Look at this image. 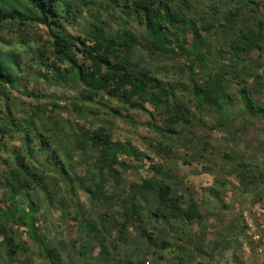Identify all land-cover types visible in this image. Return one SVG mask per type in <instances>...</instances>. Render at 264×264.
Here are the masks:
<instances>
[{
	"label": "trees",
	"instance_id": "16d2710c",
	"mask_svg": "<svg viewBox=\"0 0 264 264\" xmlns=\"http://www.w3.org/2000/svg\"><path fill=\"white\" fill-rule=\"evenodd\" d=\"M227 1L235 6L218 14L210 6L196 7L191 0H0V31L7 25L13 28L19 48L28 44L24 58L16 49L0 47V201L6 204L0 216L23 229L46 264H61L62 259L59 247L50 244L36 225L39 192L46 201L68 202L81 189L89 198L102 196L105 203L122 206L121 215L127 221H142L136 193L150 192L158 202L152 210L154 216L185 222L202 219L194 203L184 207L182 197L171 194L169 176L155 165L144 167L141 152L127 141L113 140L107 126L91 127L94 120H88L83 112L122 117L138 126L128 111L149 114L145 109L148 104L159 114L160 124L148 121L142 125L162 139H182L194 124L204 127L196 115L204 109L219 116L220 124L211 129L226 125L230 118L226 108L231 103L225 87L227 70L217 60L209 64L213 59L209 37L221 39L215 46L217 53L229 56L234 65L253 51L264 52V12L252 16L251 21L244 12L254 1ZM32 25L44 32L37 30V37L31 35ZM143 52L150 60L184 58L189 85L154 76ZM198 66H208L212 72L198 81L194 78ZM33 79L46 87L40 90L31 84ZM47 88L66 92V96L45 94ZM180 89L189 91L190 96L180 95ZM238 95L243 109L261 117L264 127V109L252 100L247 85H241ZM104 98L116 105H104L107 111H101L98 101ZM59 111H70L85 123L69 129L57 116ZM14 136L21 138V146L7 145ZM56 140L73 151L65 161L52 145ZM47 147L51 150L45 163L38 156ZM75 150L84 158H93L94 172H87L91 176L70 174ZM140 169L147 174L140 184L119 193L113 190L111 182L119 185L121 172ZM50 173L49 184L45 176ZM84 223L89 236L106 251L97 227H103L102 221ZM140 232L149 245L167 246L165 241L157 244L146 229ZM0 236L8 247L7 258L26 250L10 235L1 232ZM176 236L188 243L183 231Z\"/></svg>",
	"mask_w": 264,
	"mask_h": 264
},
{
	"label": "rangeland",
	"instance_id": "374dc122",
	"mask_svg": "<svg viewBox=\"0 0 264 264\" xmlns=\"http://www.w3.org/2000/svg\"><path fill=\"white\" fill-rule=\"evenodd\" d=\"M191 1L198 8L207 9L206 6H210L218 14L235 6L227 0ZM250 1L254 2L248 4L244 14L252 21V16L264 12V0ZM12 29L7 25L2 28L0 47L9 51L16 49L22 54L28 50V44L19 48ZM37 30L44 32L43 28L32 25L28 33L37 37ZM70 30L75 32V27ZM209 40L212 52L210 58H213L209 64L217 60L227 70L225 87L231 103L226 108L230 115L226 125L211 129V126L220 124L219 116L204 109L196 113L197 117L202 118L204 127L194 124L182 139H162L142 125L148 121L160 124L159 114L148 104H145V109L149 114L137 109L128 111L138 126H132L122 117L111 118L102 114L91 116L83 112L88 120H94L91 127L107 126L112 131L113 140L127 141L141 152L144 167L155 165L161 174L169 176L167 183L171 194L181 196L184 207L190 202L194 203L202 219L185 222L172 217L162 219L154 216L152 210L158 202L150 192L136 193V200L142 208V221H127L121 215L122 206L113 202L105 203L102 196L89 198L81 189L68 202L46 201L39 192L35 198L36 201L38 198L36 225L50 244L59 247L61 264H125L128 260L132 264H264L263 120L243 109L238 95L241 85H247L252 100L264 109V52L253 51L234 65L229 62V56L217 53L215 46L221 39L212 36ZM142 57L150 60L145 53ZM186 63L181 57L165 60L155 58L150 60L149 66L152 74L164 81H182L189 85L184 66ZM207 72H212L208 66H198L194 78L200 81ZM31 84L37 85L40 90L46 87L37 84L34 79ZM180 91V95L185 98L190 96L189 91ZM44 93L55 94L58 98L66 96V92L50 88ZM59 103L63 104L62 101ZM104 105L111 107L116 103L107 98L99 99L101 111L106 110ZM121 112L124 116L125 112ZM57 116L69 129L76 128L78 123H85L70 111H59ZM6 143L9 146H21V138L14 136ZM52 145L58 147L59 156L64 161L68 153L73 152L65 142L56 140ZM50 150L47 147L38 158L47 163L45 156ZM73 158L70 174L91 176L88 173L94 172L93 158H84L76 150ZM120 159L125 158L120 156ZM146 175L141 169L121 172L119 185L111 182L113 190L116 193L129 190L132 185L140 184ZM52 176L51 173L45 176L49 184ZM177 178L181 182H174ZM5 207L6 204L0 201V210ZM85 221H102L103 227H97L100 237L104 239L106 251H101L97 240L89 236L84 228ZM141 229L151 232L157 244L165 241L167 246L160 248L149 245L141 235ZM180 231L185 233L187 244L176 238ZM1 232L10 235L15 243L22 244L26 250L7 258L5 251L8 247L0 236V264H46L38 247L27 238L23 229L16 228L0 216ZM194 250L200 254H195Z\"/></svg>",
	"mask_w": 264,
	"mask_h": 264
}]
</instances>
